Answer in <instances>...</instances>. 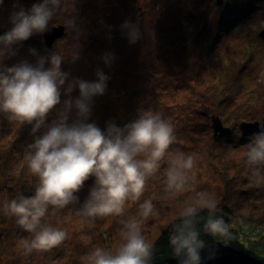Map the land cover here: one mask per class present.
<instances>
[{"label": "rangeland", "instance_id": "374dc122", "mask_svg": "<svg viewBox=\"0 0 264 264\" xmlns=\"http://www.w3.org/2000/svg\"><path fill=\"white\" fill-rule=\"evenodd\" d=\"M38 2L2 0L0 35L13 26L9 18L18 10L14 4L29 9ZM241 6H249L250 12L246 7L242 13ZM64 8L44 32L61 26V37L47 47L44 33L33 34L12 46L16 54L0 59V69L25 60L35 64L29 49H36L41 56L60 55L69 79L95 81L97 70H102L109 77L107 87L103 95L93 97L88 122L105 130L110 122L123 127L141 110L159 111L174 126L176 141L170 154H191L195 163L182 191H166V158L149 177L140 201L125 205L124 216L83 222L75 210L94 185L95 178L90 177L76 194L79 203L50 211L45 218L68 232L61 246L46 253L25 255L20 240L30 239V234L0 212V264H80L79 258L96 246L114 249L120 243V220L135 216L145 199L154 205V215L141 221L142 232L151 242L186 208L196 205L202 193L217 201L220 213L228 209L253 223L263 218L264 165L258 166L256 174L248 164L244 153L249 136L242 135L239 126L258 122L260 127L264 119V37H260L264 0H223L221 5L216 0H66ZM231 10L236 14L228 18ZM73 17L76 27L69 30L65 22ZM125 21L139 27L135 43L123 34ZM104 53L114 54L109 64L102 59ZM78 95L76 88L71 97ZM67 98L61 88V104L49 113L46 124L56 118ZM72 119L75 110L69 122ZM214 128L218 136L223 128L221 139L214 137ZM31 129L32 125L10 121L0 113V159L5 160L0 161V182L5 186V193L0 190V205L22 195L20 185L34 194L36 178L27 173L23 158L27 146L46 129L42 127L35 136ZM14 180L19 185L11 184ZM204 209L208 210L198 212Z\"/></svg>", "mask_w": 264, "mask_h": 264}, {"label": "clouds", "instance_id": "9594fccd", "mask_svg": "<svg viewBox=\"0 0 264 264\" xmlns=\"http://www.w3.org/2000/svg\"><path fill=\"white\" fill-rule=\"evenodd\" d=\"M65 3L66 0H40L29 9L14 4L18 10L9 18L13 26L0 35V59L16 54L13 45L47 31L49 21L65 10ZM65 23L69 30L76 27L75 17ZM121 28L129 43L140 38L138 25L125 21ZM29 52L36 57L35 64L25 60L0 69V113L7 114L10 121L32 125L34 136L42 127L46 129L27 146L23 158L27 173L36 178L34 194L6 199L0 205L4 216L14 218L17 226L30 234V239L20 240L25 255L46 253L63 244L68 232L50 225L45 218L50 211L55 213L79 203L76 194L90 177L95 178L94 185L75 210L83 222L124 216L125 205L140 201L149 177L157 173L166 158V191L180 192L185 188L194 156L182 151L170 154V146L176 141L174 126L159 111L141 110L138 118L123 127L110 122L101 130L88 120L93 97L105 93L109 77L97 70L95 81L69 79V73L62 71L60 55L41 56L36 49ZM113 58L112 53L102 56L106 64ZM61 88L68 98L57 110L56 118L46 124L49 113L61 104ZM76 88L79 95L73 99L71 93ZM73 110L75 119L69 122ZM245 148L248 164L259 174L258 166L264 165V127L249 136ZM200 196L197 204L186 208L181 217H195L199 208H206L209 219L204 231L213 237L227 238L230 227L223 215H216L220 211L217 201L203 193ZM153 215V202L145 199L138 204L135 216L120 220V243L114 249L92 248L79 258L80 264H149L153 243L144 236L141 221ZM189 225L191 219H184L169 242L179 264H202L204 242Z\"/></svg>", "mask_w": 264, "mask_h": 264}, {"label": "trees", "instance_id": "16d2710c", "mask_svg": "<svg viewBox=\"0 0 264 264\" xmlns=\"http://www.w3.org/2000/svg\"><path fill=\"white\" fill-rule=\"evenodd\" d=\"M231 11L226 14L229 18L232 17ZM240 11L245 12L246 7L241 6ZM222 14L225 16L224 13ZM0 161L5 163L3 159ZM6 177L7 180L11 179ZM11 184L17 185L18 183L14 180ZM19 188L23 189V196H32L27 187L20 185ZM2 189L5 193V186L0 182V190ZM11 189L9 188L7 192ZM223 210L227 214L218 211L216 215H223L229 224L230 235L227 238L213 237L204 231L203 226L209 219V210L199 211L192 218L179 216L171 221L165 231L152 242L153 254L149 264H179L170 245L169 237L175 233L177 226L181 225L184 219H191L189 227H194L199 232V238L204 242V248L200 253L202 264H264V217L253 223V221H249L250 217L238 216L228 209ZM212 253L215 254L214 258L209 259L208 257Z\"/></svg>", "mask_w": 264, "mask_h": 264}, {"label": "water", "instance_id": "95a60500", "mask_svg": "<svg viewBox=\"0 0 264 264\" xmlns=\"http://www.w3.org/2000/svg\"><path fill=\"white\" fill-rule=\"evenodd\" d=\"M222 1H223V0H216V3H217L218 5H221V4H222ZM62 31H63V27L59 26L58 29H52L49 33H44V42H45V45H46L47 47H50L51 44H52V42H53V40H55L56 38L62 36V34H63ZM260 37H262V38L264 37V31L261 32ZM213 120H214V119H213ZM219 122H220V121H219ZM214 123H215V122H214ZM220 125H222L221 122H220ZM244 126L249 127L251 130H247ZM239 127H240V129H241V133H242V135H244V136H250L252 133L258 131V129H259L260 127H264V119H263L262 125H261L260 127H259V125H258V122H254V123H246V122H243L242 124H240ZM216 128H217V127H216ZM216 128H214V137H215V138L218 136V134H216V133H217V129H216ZM222 129H223V128H222ZM222 129H221V130H222ZM221 130H220V134H219V136H218L219 139H221L220 137L222 136V134H221ZM228 132H229V130L224 131V132H223V135H227Z\"/></svg>", "mask_w": 264, "mask_h": 264}, {"label": "bare ground", "instance_id": "6f19581e", "mask_svg": "<svg viewBox=\"0 0 264 264\" xmlns=\"http://www.w3.org/2000/svg\"><path fill=\"white\" fill-rule=\"evenodd\" d=\"M246 7H247V6H246ZM247 9L249 10L248 12H250V8H249V6L247 7ZM231 13H232V14H236L235 12H232V11H231ZM243 13L245 14V12H243ZM238 14H239V13H238ZM228 18H229V17H228Z\"/></svg>", "mask_w": 264, "mask_h": 264}]
</instances>
